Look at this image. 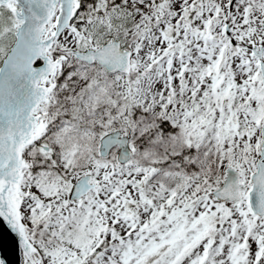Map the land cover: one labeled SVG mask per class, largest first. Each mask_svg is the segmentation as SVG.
Wrapping results in <instances>:
<instances>
[{"label": "snow or ice", "instance_id": "obj_1", "mask_svg": "<svg viewBox=\"0 0 264 264\" xmlns=\"http://www.w3.org/2000/svg\"><path fill=\"white\" fill-rule=\"evenodd\" d=\"M0 264H264V0H0Z\"/></svg>", "mask_w": 264, "mask_h": 264}, {"label": "water", "instance_id": "obj_2", "mask_svg": "<svg viewBox=\"0 0 264 264\" xmlns=\"http://www.w3.org/2000/svg\"><path fill=\"white\" fill-rule=\"evenodd\" d=\"M5 247H6V249H8L10 251V241H8L7 238L5 241Z\"/></svg>", "mask_w": 264, "mask_h": 264}]
</instances>
